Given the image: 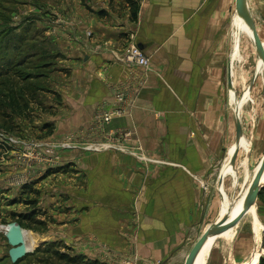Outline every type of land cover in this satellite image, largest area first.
Wrapping results in <instances>:
<instances>
[{"label":"crops","instance_id":"crops-1","mask_svg":"<svg viewBox=\"0 0 264 264\" xmlns=\"http://www.w3.org/2000/svg\"><path fill=\"white\" fill-rule=\"evenodd\" d=\"M137 1L133 19L128 3L118 14L110 9L112 0H89L90 10L82 0H72V7L62 8L51 25L39 26L30 45L54 57L53 73L44 77L61 100L52 142L87 132L93 135L89 143L95 144L96 118L118 109L123 114L106 131L120 137L130 132L136 140L131 135L121 143L140 145L159 162L145 171L142 162L124 154L75 151L77 174L66 191L72 199L68 210L57 211V233L69 243L84 245L81 250L87 255L93 251L89 245L113 247L120 254L119 264H168L196 229L203 228V234L224 217L213 218L217 206L223 213L227 205L232 210L244 199L263 157L251 174L250 158H239L240 149L247 152L250 147L242 138L230 164L235 149L232 114L221 96L224 22L232 0ZM131 38L150 57L147 71L122 61ZM122 93L127 95L119 104ZM44 150H39L40 159L47 162ZM263 210L258 197L230 229L236 231L250 217L253 238L259 242ZM260 254L242 264H253Z\"/></svg>","mask_w":264,"mask_h":264},{"label":"rangeland","instance_id":"rangeland-1","mask_svg":"<svg viewBox=\"0 0 264 264\" xmlns=\"http://www.w3.org/2000/svg\"><path fill=\"white\" fill-rule=\"evenodd\" d=\"M88 1L82 0L85 8L90 10L92 5ZM247 2L264 46V0ZM125 3L127 0H112L110 9L120 14ZM72 5V0H0V264H11L8 258L10 246L2 231L11 222L20 223L24 230L39 237L34 253L19 264H119L120 254L113 247L89 245L93 251L87 255L81 250L84 245L69 243L61 239L60 232L57 233L56 226L60 224L57 222V211L69 209L67 205L72 197L67 196L66 191L72 188L71 179L77 174L74 167L79 165L73 162L77 160L73 154H76L75 151L79 152L78 155L120 153L142 162L145 171L159 163L139 144L137 148L127 146L130 141L121 143L124 149L87 148L92 144L89 143L90 139H93L92 133L87 132L70 133L57 144L52 142L56 136L55 115L61 100L50 90L51 86L46 84L45 78L37 81H26V78L40 73L50 75L55 67L52 65L46 70L34 68L41 63L33 57L36 46L31 47L30 39L37 37L40 25H51L62 8L69 10ZM233 17L236 19L233 20ZM243 26L247 31L243 30ZM229 65L232 90L227 85ZM31 71L34 72L29 75ZM222 79V103L232 114V145L235 143L236 122L239 119L242 137L250 144L247 152L240 149L239 158H250L252 174L264 156V66L256 55L251 30L243 20L237 19L235 0L231 1L228 19L224 22ZM31 84L44 90L31 91ZM232 93L235 99L233 103ZM238 106L237 116L235 108ZM132 138L136 140L133 135ZM95 140L96 143L108 141L100 133ZM43 148L49 158L47 162L42 161L39 154ZM56 154L58 159L55 158ZM60 154L64 156L62 160ZM47 176L50 178L45 181ZM73 185L78 187L77 182ZM59 202H62L61 205ZM263 211L260 213L261 218L264 217ZM222 214L217 206L212 215L219 219ZM251 215L254 217V214ZM202 231L203 228L196 229L168 264H184ZM233 233L236 234L232 238ZM253 234L250 217H247L236 231L229 229L214 241L207 258L208 253L205 255V264H242L249 262L257 252L261 254L253 264H258L264 258V230L259 242L253 238Z\"/></svg>","mask_w":264,"mask_h":264},{"label":"water","instance_id":"water-1","mask_svg":"<svg viewBox=\"0 0 264 264\" xmlns=\"http://www.w3.org/2000/svg\"><path fill=\"white\" fill-rule=\"evenodd\" d=\"M235 11L236 15L239 19L243 20V22L247 25V27L251 30L252 40L255 47V52L258 59L262 62L264 66V46L261 42L257 30L255 28L254 22L249 13V7L247 0H235ZM227 85L230 90L233 89L232 83V72L231 65L228 66L227 73ZM253 87V82L250 84L248 92L250 93ZM236 114L238 116V107H236ZM243 132L239 119L236 122V133H235V149L231 156L230 164L233 165L235 158L237 157L240 143ZM264 175V156L255 172L254 178L249 185L243 199V208L241 212L233 219L229 220L227 218V214L224 217H221V220H218L214 224H211L202 236L198 239V241L194 244L191 251L186 257L184 264H194L200 251L206 244V242L211 238L213 234H219L227 229H230L236 226L239 221L250 211L252 207L256 205L257 199L264 188V184H262V178ZM230 208V206H229ZM4 236L6 237L7 243L10 246L8 250V258L12 264L17 263L27 255L34 252V250L30 251L26 230L18 222H11L3 227L2 229ZM263 247V243L261 244V249Z\"/></svg>","mask_w":264,"mask_h":264},{"label":"built area","instance_id":"built-area-1","mask_svg":"<svg viewBox=\"0 0 264 264\" xmlns=\"http://www.w3.org/2000/svg\"><path fill=\"white\" fill-rule=\"evenodd\" d=\"M122 61L124 64L130 68H138L143 71H147L150 68L151 60L150 57L139 48V46L133 42L131 38L128 46L123 52ZM127 93H122L117 97V103L124 102V97ZM123 114V111L115 109L113 111L104 112L102 115L96 118L98 124L97 129L101 135H103L108 141L105 143H95L89 144L87 148L97 150L100 147L107 148H122L121 140H129L131 137L130 132L122 134V136L115 135L114 133H109L106 131V126L110 124L113 118L118 117Z\"/></svg>","mask_w":264,"mask_h":264},{"label":"trees","instance_id":"trees-1","mask_svg":"<svg viewBox=\"0 0 264 264\" xmlns=\"http://www.w3.org/2000/svg\"><path fill=\"white\" fill-rule=\"evenodd\" d=\"M127 3L129 5V7L131 8V15H132V18L133 19H136L137 18V13H138V9H139V3L138 1H131V0H127ZM33 57H35L36 59H39V62L41 63L39 66H35L34 68H38V69H42V70H46V69H49L53 64H51V62L54 60L53 56H50V57H45L43 56L42 54L39 53V51L37 52H33ZM34 71H31L29 75H32ZM44 77H46L44 74L40 73V74H33L32 76H28L26 78V81H37V80H40L41 78L43 79ZM33 84H31L29 86V89L32 91H36V89H39V90H44V88H35L34 86H32ZM32 95V94H31ZM32 97V96H31ZM52 129V128H51ZM259 198L261 199V201L264 203V188L262 189L260 195H259ZM263 199V200H262ZM20 224V223H19ZM263 241H264V237H263ZM34 253V252H33ZM31 253V254H33ZM31 254L27 255V256H30ZM26 256V257H27ZM24 257V258H26ZM23 259H21L20 261H18L17 263L15 264H19L20 262H22ZM12 264V263H11ZM258 264H264V258H261L260 261L258 262Z\"/></svg>","mask_w":264,"mask_h":264},{"label":"bare ground","instance_id":"bare-ground-1","mask_svg":"<svg viewBox=\"0 0 264 264\" xmlns=\"http://www.w3.org/2000/svg\"><path fill=\"white\" fill-rule=\"evenodd\" d=\"M243 30L247 31L245 26H243ZM263 177H264V175H263ZM237 202H236V205L232 208V210H230L229 206L227 205L224 208L222 216H225L227 214V218H229V220L235 218L241 212V210L243 208V199H242V197H241V199H239V202L238 203ZM26 234H27L28 242L30 243L29 250L30 251H32V250L35 251V248H36L37 243H38L37 242V238L34 237L30 232H26ZM219 234H213L211 236V238L206 242V244L204 245V247L200 251V253H199V255H198V257H197V259H196L194 264H205V255H206L208 249L210 248L211 244L219 236Z\"/></svg>","mask_w":264,"mask_h":264}]
</instances>
